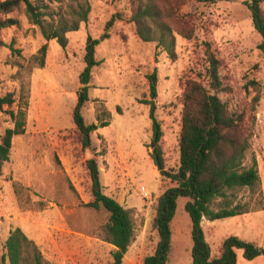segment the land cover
I'll list each match as a JSON object with an SVG mask.
<instances>
[{
  "label": "rangeland",
  "instance_id": "374dc122",
  "mask_svg": "<svg viewBox=\"0 0 264 264\" xmlns=\"http://www.w3.org/2000/svg\"><path fill=\"white\" fill-rule=\"evenodd\" d=\"M69 1L62 0L60 5ZM245 1L188 0L179 13L192 23L193 36L188 40L175 34V59L155 41L144 42L137 36L129 21V0H88V19L66 34L64 48L54 39L45 41L39 27L29 23L23 5L8 14L19 23L0 29V95L12 92L16 102L0 110V136L12 126L7 110H15L17 102L25 109V130L12 137L9 159L0 174V259L9 231L20 227L49 264L112 263L114 247L104 240L103 232L108 213L87 205L90 178L84 161L94 157L103 192L132 210L134 238L121 264H142L157 242L152 225L156 198L174 184L160 171L178 166L182 84L186 77L203 79L206 44L220 59L223 83L232 88L219 94L231 107L255 94L248 81L258 83L257 120L244 164L256 159L262 194L250 196L243 189L238 201H248L252 209L261 202L264 207V54L257 47L260 35ZM88 35L99 40L95 46L99 64L91 70L89 100L82 114L87 124L99 123L96 115L104 105L110 123L92 131L91 147L82 150L75 138L72 110L81 86ZM45 42L41 65L39 48ZM153 71L156 97L151 98L147 76ZM149 99L155 102L154 116L162 130L160 170L150 154L154 146L149 105L145 104ZM141 186L148 197L143 196ZM187 200L177 198L171 252L165 264H193L191 220L184 208ZM202 225L212 254L231 234L255 242L264 238V213L255 219H203ZM236 254L239 264L247 261L242 250Z\"/></svg>",
  "mask_w": 264,
  "mask_h": 264
},
{
  "label": "trees",
  "instance_id": "16d2710c",
  "mask_svg": "<svg viewBox=\"0 0 264 264\" xmlns=\"http://www.w3.org/2000/svg\"><path fill=\"white\" fill-rule=\"evenodd\" d=\"M0 0V29L17 25L18 19L8 16L22 5L29 23L37 25L45 41L54 39L64 48L66 34L79 28L86 22L90 12L88 0H70L64 6L62 0ZM188 0H129L131 14L129 21L134 24L135 33L144 42L155 41L175 59V34L185 39L193 36V25L179 9ZM213 2L218 0H195ZM50 4L54 5L51 11ZM252 25L260 35L257 44L264 54V0H247ZM113 19L109 21L112 22ZM97 38L87 36L85 42L84 68L79 74L81 86L76 91V102L72 110L75 138L82 150L91 147V132L110 123L109 111L101 105V114L96 115L99 123L84 121L82 108L89 100L91 70L98 65L95 59ZM46 42L39 48V63L43 65ZM206 67L203 79L186 77L180 96L181 114L178 134L179 161L175 170L161 169V174L169 178L173 185L166 187L156 198L155 213L152 219L157 242L151 254L143 258L142 264H165L171 252V221L175 214L177 198H188L184 205L191 220V260L193 264H237L236 250H242L243 258L250 260L264 255V246L237 235H228L222 239L216 253L206 240L202 220L213 221L253 210L263 209V203L256 209L249 202L238 201L239 193L246 189L250 196L261 195V183L257 162L252 158L250 165L244 164L246 152L251 147L259 101V87L254 80L248 81L256 91L251 98L240 99L235 107L229 101L222 100L220 93L231 92V87L223 83L219 73L221 66L209 44L204 50ZM35 59L37 57H34ZM199 76H202L199 73ZM150 97H156V71L148 76ZM247 92L248 86L245 87ZM16 99L12 92L0 95V110L10 107ZM149 105L152 145L150 153L161 168L162 157L158 144L162 130L154 116L155 102L145 101ZM12 126L4 129L0 136V174L3 164L9 159L12 137L25 130V109L16 103V109H8ZM90 178L91 200L88 206L103 208L108 213L104 224V240L114 248L111 252L112 263L121 264L130 243L134 238L132 210L124 207L113 197L103 192L99 168L94 157L84 161ZM5 253L0 264H49L37 244L20 227L9 231L4 241Z\"/></svg>",
  "mask_w": 264,
  "mask_h": 264
},
{
  "label": "crops",
  "instance_id": "0c3cea01",
  "mask_svg": "<svg viewBox=\"0 0 264 264\" xmlns=\"http://www.w3.org/2000/svg\"><path fill=\"white\" fill-rule=\"evenodd\" d=\"M263 213H264V208L259 209V210L249 211V212L243 213V214H238V215H235L234 217H239V218H244V219H248V218L249 219H255V216L256 217L261 216V214H263ZM202 222H203V220H202ZM262 241H264L263 235H262L261 241H259V242L254 241V242L257 243V245H259V246H264V242H262ZM237 264H239L238 259H237ZM241 264H264V255L256 256L255 258L247 260L246 262L242 261Z\"/></svg>",
  "mask_w": 264,
  "mask_h": 264
},
{
  "label": "built area",
  "instance_id": "2783aa9c",
  "mask_svg": "<svg viewBox=\"0 0 264 264\" xmlns=\"http://www.w3.org/2000/svg\"><path fill=\"white\" fill-rule=\"evenodd\" d=\"M140 189H141V192H142L143 196H144V197H148V193L145 191L144 186H141Z\"/></svg>",
  "mask_w": 264,
  "mask_h": 264
},
{
  "label": "water",
  "instance_id": "95a60500",
  "mask_svg": "<svg viewBox=\"0 0 264 264\" xmlns=\"http://www.w3.org/2000/svg\"><path fill=\"white\" fill-rule=\"evenodd\" d=\"M157 169H158V170L161 169V166H160L159 162H157Z\"/></svg>",
  "mask_w": 264,
  "mask_h": 264
}]
</instances>
